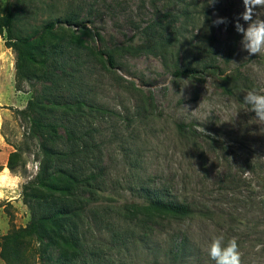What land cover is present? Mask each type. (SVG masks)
<instances>
[{
    "label": "rangeland",
    "instance_id": "1",
    "mask_svg": "<svg viewBox=\"0 0 264 264\" xmlns=\"http://www.w3.org/2000/svg\"><path fill=\"white\" fill-rule=\"evenodd\" d=\"M166 1L11 0L20 14L17 26L33 34L35 42L55 43L72 35L94 51L119 50L115 67L105 69V62L94 54L81 67L83 87L100 109L93 113V126L103 150L105 191L115 200L101 202L102 206L141 202L137 189L149 185L196 204L204 214L210 211L191 220L165 221L146 235H124L121 222L108 218V211L93 215V260L99 264H215L208 246L213 237L223 236L225 243L237 239L242 264H264V249L255 251L257 244H264V125L243 103L248 91L264 93V55L250 56L242 49V35L234 27L244 11L242 0L212 4L208 0L213 21H228L212 25L213 57L219 69L193 78L174 77L161 57L142 50V30L153 20L156 7L162 9ZM6 2L0 0V8ZM64 11H70L76 23H54L53 32L43 29L50 14ZM256 11L264 18V9ZM240 23L247 27L243 20ZM16 56L0 34V130L7 152L18 150L21 157L16 162L26 164V154L35 155L38 148L27 137L28 125L17 110L24 109L48 83L37 82L33 87L24 83L23 91H17ZM231 74L246 82L244 91L224 88L222 79ZM179 124L191 125L195 137L181 136ZM6 157L0 164L7 162ZM24 169L25 165H19L16 170ZM23 194L24 186L16 203L0 201V236L30 221ZM182 240L187 246L178 258L172 250ZM0 264L6 263L0 259Z\"/></svg>",
    "mask_w": 264,
    "mask_h": 264
},
{
    "label": "trees",
    "instance_id": "2",
    "mask_svg": "<svg viewBox=\"0 0 264 264\" xmlns=\"http://www.w3.org/2000/svg\"><path fill=\"white\" fill-rule=\"evenodd\" d=\"M14 7L7 0L0 8V34L17 55L15 88L23 91L24 83L30 87L41 81L48 84L28 100L24 109L17 110L28 125L27 137L37 142L35 156L40 169L24 185L30 221L0 236V259L6 264H99L93 260V215L105 211L108 218L116 217L121 222L124 235H146L165 221L207 216L210 211L204 214L196 204L169 197L165 190L149 185L137 189L141 202L102 206L101 202L115 200L105 191L103 150L93 126V113L100 109L83 87L81 67L93 54L105 62V69L115 67L119 50L94 51L72 35L60 37L55 43L35 42L33 34L17 26L20 14ZM50 15L43 27L48 32H53L54 23H76L70 11ZM212 21L208 0H167L162 9L156 7L153 20L142 30V50L161 57L176 78H193L208 69H219L216 55L213 57L216 36ZM189 30L192 36H188ZM222 81L228 91L247 88L244 80L232 74ZM177 127L181 136L195 137L191 125ZM20 157L18 150L12 152L8 167H24L16 162ZM186 246L182 240L172 250L173 255L182 257Z\"/></svg>",
    "mask_w": 264,
    "mask_h": 264
},
{
    "label": "clouds",
    "instance_id": "3",
    "mask_svg": "<svg viewBox=\"0 0 264 264\" xmlns=\"http://www.w3.org/2000/svg\"><path fill=\"white\" fill-rule=\"evenodd\" d=\"M215 0H211L214 3ZM244 11L235 22V30L242 35L240 44L242 49L251 55H264V18L257 9H264V0H242ZM243 20L244 24L240 23ZM226 18H217L213 25L226 24ZM234 63V62H233ZM236 64V63H234ZM243 103L250 106V111L255 114L260 125H264V93L255 89L248 91ZM238 115V114H237ZM26 164L23 171L13 170L9 167L0 168V201H11L22 193L23 186L30 182L39 173L40 161L34 154H26ZM247 175V173H246ZM264 249V244H257L255 251ZM208 255L215 264H242V253L237 239L231 238L227 243L223 236L212 238L208 246Z\"/></svg>",
    "mask_w": 264,
    "mask_h": 264
},
{
    "label": "crops",
    "instance_id": "4",
    "mask_svg": "<svg viewBox=\"0 0 264 264\" xmlns=\"http://www.w3.org/2000/svg\"><path fill=\"white\" fill-rule=\"evenodd\" d=\"M14 85H15V82H14ZM7 140L5 139L4 135L2 134L1 130H0V160L3 159L4 157H6L7 155V162L6 163H1L0 164V168H3V167H8V160H9V156L12 152H7ZM17 200H19V198H15L13 200H11V202L13 203H16Z\"/></svg>",
    "mask_w": 264,
    "mask_h": 264
}]
</instances>
